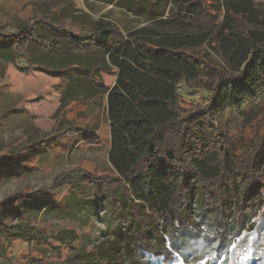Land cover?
<instances>
[{
  "label": "trees",
  "instance_id": "trees-1",
  "mask_svg": "<svg viewBox=\"0 0 264 264\" xmlns=\"http://www.w3.org/2000/svg\"><path fill=\"white\" fill-rule=\"evenodd\" d=\"M107 4L158 27L178 28L179 33L119 28L103 20L96 22L91 34L80 36L45 20L36 22L34 29L19 28L12 36L0 33V62L28 58V50L35 52L34 44L36 51L50 55L48 64L68 62L61 68L47 66L62 70V75L54 73L67 81V91L75 92L78 83L87 82L103 92L96 81L98 70H115L114 85L104 90L112 174L94 176L72 169L58 175L48 190L0 201V264H24L9 257L17 240L49 247L59 257L57 262L29 257L25 264H84L85 257L97 264L99 253L78 249L75 230L48 235L28 216L43 218L49 205L35 212L39 199L64 190L72 194L73 202L92 200L93 217L99 204L106 205L123 223L120 232L134 228L130 262L151 264L145 259L148 255L166 264L178 256L186 264H224L223 257L264 208V50L259 47L264 33L250 27L254 2L107 0ZM38 28L44 34L36 39ZM197 30L199 34L192 33ZM85 56L101 63L94 69L71 61ZM190 82L209 93L205 105L180 94L181 84ZM197 200L204 211L213 213L212 236L197 233L189 219ZM77 207L79 215L83 208ZM88 222L85 218L81 224ZM197 238L211 244L210 253L188 260L187 239ZM64 246L72 253L62 260Z\"/></svg>",
  "mask_w": 264,
  "mask_h": 264
},
{
  "label": "rangeland",
  "instance_id": "rangeland-1",
  "mask_svg": "<svg viewBox=\"0 0 264 264\" xmlns=\"http://www.w3.org/2000/svg\"><path fill=\"white\" fill-rule=\"evenodd\" d=\"M253 2L255 11L250 27L264 33V0ZM106 15L112 20L104 18ZM222 19L223 16L220 21ZM44 20L79 36L83 33L91 34L90 30L100 20L111 21L119 28L148 27L161 33H179L178 28H161L119 7L109 6L107 0H0L1 34L15 35L19 28L25 26L34 29L36 22ZM192 33L199 34L200 31ZM43 34L38 28L35 38ZM259 47L264 50V43ZM32 48L39 58L36 59L35 52L30 49L28 58L24 56L12 63L0 62V70H5L0 74V201L21 193L48 190L58 175L72 169L78 168L94 176L112 174L108 160L110 125L104 90L114 85L115 70H98L96 81L98 89L103 92L90 87L87 82L78 83L76 89H73L75 92L67 91V81L59 79L54 73L57 71L47 68H61L66 62L56 60L48 64L50 55L36 51V44ZM95 57H76L69 61L82 62L96 69L97 62L101 63V60ZM57 73L63 74L62 70ZM180 89L181 95L197 104L205 105L210 100L209 93L193 82L181 84ZM233 126L230 124L231 128ZM47 195L45 199H39V207H35V212H40L46 204L49 205L42 212L43 218L39 216L34 219V213L28 215H32V223L41 231L52 235L67 229L75 230L80 237V242L76 244L78 249L99 253L95 256L97 264H138L129 261L134 228L127 227L120 232L123 223L108 212L106 205L99 204L98 216L93 217L95 206L92 200L86 204L73 202L68 190ZM201 204L198 200L192 204L193 212L189 219L197 233L212 236L213 213L204 211ZM77 205L85 213L81 211L77 215ZM85 218L90 222L82 226L81 222ZM49 243L52 247H58L54 240H49ZM210 245L201 238L187 239L185 255L188 260L204 259L210 253ZM71 253L69 247H62L61 259H67ZM9 257L11 262L24 264L29 257L49 262L59 261L57 253L49 247L20 240L11 246ZM90 259L85 257L84 264H96ZM145 259L151 264H166L162 258L154 256L146 255ZM145 259L142 258L143 263H146ZM224 259V264H264V208L246 225L243 235L234 242L222 261ZM186 262L185 258L178 256V260L169 264Z\"/></svg>",
  "mask_w": 264,
  "mask_h": 264
},
{
  "label": "crops",
  "instance_id": "crops-1",
  "mask_svg": "<svg viewBox=\"0 0 264 264\" xmlns=\"http://www.w3.org/2000/svg\"><path fill=\"white\" fill-rule=\"evenodd\" d=\"M109 154V153H108ZM111 166V165H110Z\"/></svg>",
  "mask_w": 264,
  "mask_h": 264
}]
</instances>
